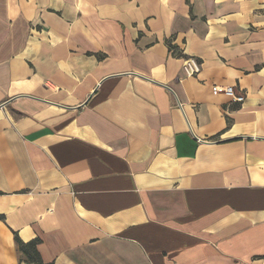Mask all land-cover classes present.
<instances>
[{
	"label": "crops",
	"instance_id": "obj_1",
	"mask_svg": "<svg viewBox=\"0 0 264 264\" xmlns=\"http://www.w3.org/2000/svg\"><path fill=\"white\" fill-rule=\"evenodd\" d=\"M0 216V264H264V0H0Z\"/></svg>",
	"mask_w": 264,
	"mask_h": 264
},
{
	"label": "built area",
	"instance_id": "obj_2",
	"mask_svg": "<svg viewBox=\"0 0 264 264\" xmlns=\"http://www.w3.org/2000/svg\"><path fill=\"white\" fill-rule=\"evenodd\" d=\"M182 51L183 48L180 49L181 53ZM181 70H183L186 78H194L201 71L200 63L194 57H182ZM211 92L213 95H225L226 97L230 98L231 101L234 103H242L245 100V96L243 95V93L236 92L235 89L230 86L220 87L214 85L211 88Z\"/></svg>",
	"mask_w": 264,
	"mask_h": 264
},
{
	"label": "trees",
	"instance_id": "obj_3",
	"mask_svg": "<svg viewBox=\"0 0 264 264\" xmlns=\"http://www.w3.org/2000/svg\"><path fill=\"white\" fill-rule=\"evenodd\" d=\"M0 219L3 218L0 216ZM14 242L18 247L20 254L25 258L28 264H42L36 249L37 244H39V240L35 239L24 244L19 240L17 234L14 233Z\"/></svg>",
	"mask_w": 264,
	"mask_h": 264
}]
</instances>
